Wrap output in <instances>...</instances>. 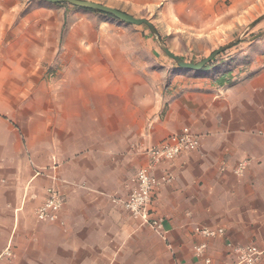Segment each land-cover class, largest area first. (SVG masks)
I'll return each instance as SVG.
<instances>
[{"label":"crops","instance_id":"obj_1","mask_svg":"<svg viewBox=\"0 0 264 264\" xmlns=\"http://www.w3.org/2000/svg\"><path fill=\"white\" fill-rule=\"evenodd\" d=\"M88 1L148 20L184 61L166 39L213 46L264 9V0ZM148 31L67 4L0 0V264H234L227 241L264 251V36L188 71ZM184 128L197 149L150 173L173 178L154 197L163 219L154 232L110 197L128 196L146 149ZM50 186L63 204L55 222L40 221ZM219 227L224 236L201 232Z\"/></svg>","mask_w":264,"mask_h":264},{"label":"built area","instance_id":"obj_2","mask_svg":"<svg viewBox=\"0 0 264 264\" xmlns=\"http://www.w3.org/2000/svg\"><path fill=\"white\" fill-rule=\"evenodd\" d=\"M199 144L198 136L191 133L187 128L179 132L173 143L161 142L158 145L146 149L145 153L149 160L146 167L137 171L132 181L134 186L128 196L117 198L110 197V202L124 208L133 217L139 218L150 230L157 232L162 228L163 219L156 215L153 209V200L160 185L173 182L171 174L165 172L159 178H153L150 173L156 164L168 163L185 154L193 152ZM246 162H239L233 169L234 174H240ZM63 204V199L54 186H50L42 202L35 210V216L40 221L55 222L58 212ZM202 234L207 237L224 236L225 229L203 228ZM229 256L234 258V264H257L264 251L258 250L254 245H234L226 242ZM205 248L201 244L196 253L200 255ZM3 255H8L5 251ZM208 262V260H205Z\"/></svg>","mask_w":264,"mask_h":264},{"label":"rangeland","instance_id":"obj_3","mask_svg":"<svg viewBox=\"0 0 264 264\" xmlns=\"http://www.w3.org/2000/svg\"><path fill=\"white\" fill-rule=\"evenodd\" d=\"M263 14H264V9H261V11L257 12L256 14L254 13L253 15L250 14L247 15L246 17H244L245 18L244 20H241V22L236 23L232 28H230V32L228 34L226 33L221 34L223 35V37L216 40L213 46H211L210 42L205 39H196V40L191 39V40L180 41L179 39L175 40L172 38H168L165 41L171 46H173L172 44L173 42H175L176 43V45L174 46L175 50H178L181 53V56L183 57V59H185V62H190V63H196L200 61L202 58L208 56L215 49L224 46L230 42L236 41L233 44V46H231L229 49L225 50L224 52L216 56L217 58H221L224 56L226 57V55L229 54L230 52H233L243 46H248L252 44V42L256 40L255 39L254 41H250L249 38H251L252 36L260 33L262 34L261 36H264V21L258 22L251 28L249 27V25L254 20L259 18ZM145 29L148 31L146 26ZM149 34L151 37L152 34L151 33ZM161 44L163 45V42H161ZM171 61L173 64H175L173 60Z\"/></svg>","mask_w":264,"mask_h":264},{"label":"water","instance_id":"obj_4","mask_svg":"<svg viewBox=\"0 0 264 264\" xmlns=\"http://www.w3.org/2000/svg\"><path fill=\"white\" fill-rule=\"evenodd\" d=\"M40 1L48 2V3H55V4H67V5H70L73 7H78V8H82V9H86V10L98 11L100 13L110 15L113 18H115V19H117V20H119L125 24H128V25H134V26L144 25L147 27L149 32L152 34V36L156 40L158 46L162 50V52L167 57H169L171 60H173L178 68L188 70V71H200V70H202L217 55H219L220 53L229 49L236 42V41L230 42L224 46H221V47L215 49L208 56L202 58L200 61H198L196 63L185 62L180 57H178L177 55L172 53L167 47H165L164 45L161 44L159 36H158L154 26L152 25L151 22H149L146 19L136 18L132 15L126 14V13H124L120 10H117L115 8L108 7V6H105V5L96 3V2H91L88 0H40ZM262 19H264V14L262 16H260L259 18H257L256 20H254L249 25V27L251 28L252 26L257 24L258 22H260ZM261 35H262L261 33L256 34V35L252 36L251 38H249V40L254 41L255 39L259 38Z\"/></svg>","mask_w":264,"mask_h":264},{"label":"trees","instance_id":"obj_5","mask_svg":"<svg viewBox=\"0 0 264 264\" xmlns=\"http://www.w3.org/2000/svg\"><path fill=\"white\" fill-rule=\"evenodd\" d=\"M61 5H66V4H61ZM92 11V10H91ZM96 12H98V11H96ZM110 16V15H109Z\"/></svg>","mask_w":264,"mask_h":264}]
</instances>
